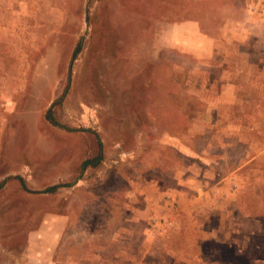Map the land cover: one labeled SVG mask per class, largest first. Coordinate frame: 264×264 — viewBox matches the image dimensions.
Here are the masks:
<instances>
[{
    "label": "rangeland",
    "instance_id": "obj_1",
    "mask_svg": "<svg viewBox=\"0 0 264 264\" xmlns=\"http://www.w3.org/2000/svg\"><path fill=\"white\" fill-rule=\"evenodd\" d=\"M253 5L0 0V264H264Z\"/></svg>",
    "mask_w": 264,
    "mask_h": 264
},
{
    "label": "trees",
    "instance_id": "obj_2",
    "mask_svg": "<svg viewBox=\"0 0 264 264\" xmlns=\"http://www.w3.org/2000/svg\"><path fill=\"white\" fill-rule=\"evenodd\" d=\"M78 51H79V47H77V50L75 51V53H77ZM100 156H101V154H98V156H96L97 158H95V160L92 158V159H87V160L83 161L82 167H85L88 164H94L95 161L97 162L100 159ZM57 187H58V185H52V186H49L47 190L48 191H54Z\"/></svg>",
    "mask_w": 264,
    "mask_h": 264
},
{
    "label": "crops",
    "instance_id": "obj_3",
    "mask_svg": "<svg viewBox=\"0 0 264 264\" xmlns=\"http://www.w3.org/2000/svg\"><path fill=\"white\" fill-rule=\"evenodd\" d=\"M253 2H254V5L252 6L253 7V9L255 10V11H257V10H262L263 11V13L262 14H264V0H253ZM261 6H260V5ZM260 12V11H259Z\"/></svg>",
    "mask_w": 264,
    "mask_h": 264
}]
</instances>
